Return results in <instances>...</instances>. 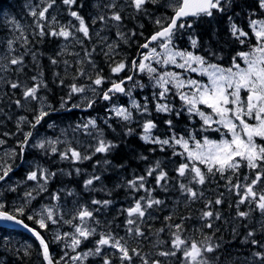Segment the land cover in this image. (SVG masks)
<instances>
[{
	"label": "trees",
	"instance_id": "16d2710c",
	"mask_svg": "<svg viewBox=\"0 0 264 264\" xmlns=\"http://www.w3.org/2000/svg\"><path fill=\"white\" fill-rule=\"evenodd\" d=\"M44 3L45 0H0V37H9L7 42L14 40L11 49L7 42V45L0 46V147L4 144L12 146L13 163H16L11 164L15 168L13 185L7 186L0 181V201H3L5 210L11 212L24 204L30 208L25 194L31 192V198L36 197V200L30 199L32 206L59 201L62 205L60 215L75 223L78 221L76 214L83 205L94 214L87 223L95 228L96 234L82 242L81 250H94L100 234H111L117 239L122 238L130 250L135 249L140 254H132V260L124 264H143L145 260L149 264H182V253L167 257L160 255L173 250L171 239L177 224H182L183 238L195 240L201 246L211 243L215 247L213 252L205 253L208 264H260L254 253L264 251L261 247L264 246V214L250 204L239 205L238 208V196L228 181L221 179L233 177L231 180H234L246 173L252 176V171L241 167L237 173L226 172L221 176L220 173H208L205 166L197 164L205 174L204 184L196 183L191 172L181 177L177 171L181 164L191 166L192 161L181 152L180 146L172 140L173 136L219 138L223 132H216L215 126L204 130L202 119L189 114L180 100L175 101L176 106L171 112H158L156 99L149 87L151 81L153 86L156 83L146 71L136 70L133 81L125 83L132 93L131 99L126 94L116 95L119 103L130 106L133 112L131 121L125 122L116 117L111 111V102L100 98V93L106 91L112 81L132 74L131 61H139L142 57L139 56L140 46L159 30L155 21L162 19L166 22L173 15L174 9L169 6L171 0H156L141 11L132 7L129 0H77L71 7L64 5L62 0H56L49 9L47 20L43 21L46 32L70 23L78 27V21L70 16V11H77L89 27V37L74 32L67 39L39 36L35 27L36 18L30 15L29 6L38 7ZM109 5H115L114 10L122 16L121 21L111 19L113 9ZM101 15L106 17L104 21L99 20ZM250 18L264 19L256 0H230L225 12L214 11L210 17L202 15L184 20L183 23L191 27L179 29L173 42L178 49L194 50L209 62L227 69L233 65L234 58L235 62H240L238 53L248 52L250 44H254L249 28ZM13 19L23 26L27 43L18 38L20 33L11 23ZM232 23L249 33L248 37L242 38L244 43L231 34ZM193 39L197 41L195 46L191 43ZM13 57L22 58V63L9 65L7 59ZM121 61L128 67L121 73H112L111 67ZM163 71L164 67L160 64L157 74ZM97 75L105 80L100 86L91 84ZM33 77L36 79L33 80ZM12 83H18L19 87L12 88ZM73 84L84 87L85 92L71 94L69 99ZM34 85H39L38 98H26L23 95L25 89ZM91 87L96 88V93L91 91ZM134 98L141 105L147 103L149 111L144 113L133 109L131 100ZM42 99L51 106L49 115L33 128L34 117L43 107ZM89 100H95L92 107L87 106ZM149 119L156 124L151 135L161 140L169 139V145L141 139L142 124ZM89 120H95V126L88 124ZM169 120L171 127L166 123ZM84 125H88L87 128ZM129 128L133 129L131 134H128ZM29 131L33 135L51 134L55 143L41 149L30 143L31 137L21 154L20 142ZM99 139L111 142L115 147L105 153H96L94 149ZM261 141L264 142V139ZM52 147H56L57 152L53 153ZM69 147L79 151L82 157L91 159L77 161L70 157L62 158ZM22 160L23 163L19 164ZM5 162L6 159H0V169ZM149 169H156L153 176L147 175ZM32 171H37V180L27 179ZM160 171L166 172L167 178L158 185L156 177ZM93 175L100 179L86 187L85 181ZM139 176L145 177L144 189L130 190L127 182ZM181 183L196 191L197 197L190 198L180 188ZM16 184L18 186L14 187ZM261 191H264V184L258 186V193ZM55 196L59 198L54 199ZM141 197L163 203L147 209L144 217L136 218L137 226L143 233L136 236L127 231L126 220L129 217L126 210ZM217 199L222 202L215 204ZM16 200L17 203H13ZM93 201L110 203L93 204ZM250 208L253 210L248 217L237 215L238 211L247 212ZM205 211H212L213 217L202 218ZM215 214L219 215L218 219ZM27 215L32 214L27 213L20 218L41 232L49 243L52 257L60 260L64 252L60 241L53 239L57 233L54 226L49 224L47 230L39 229L33 220L27 219ZM209 223L211 228L207 227ZM61 225L72 228L63 222ZM249 231L254 233L253 238L260 246L245 242ZM102 251V256L88 255L81 264H103L105 258L110 259L112 264H121L116 249L104 246ZM0 264H45V261L33 237L20 230L0 226Z\"/></svg>",
	"mask_w": 264,
	"mask_h": 264
},
{
	"label": "snow or ice",
	"instance_id": "6c2138e0",
	"mask_svg": "<svg viewBox=\"0 0 264 264\" xmlns=\"http://www.w3.org/2000/svg\"><path fill=\"white\" fill-rule=\"evenodd\" d=\"M130 5L137 11L144 10L146 5L149 3H156V0H129ZM56 3V0H45L42 6L30 8V15L36 18L35 27L38 30L39 36L45 35L60 36L63 38H69L74 35V32L81 33L84 37H89V27L86 24L85 19L80 16L77 11H70V16L78 21V27L71 25L61 26L59 29L52 28L50 31H45L43 21L47 20V14ZM64 5L71 7L77 3V0H62ZM230 0H171L170 7L174 9L173 15L168 17L166 22L162 19H157L155 23L159 26L150 39L140 47L144 49H150L147 54H143L142 58L131 61V66L134 70L139 72H147L152 75L155 83L159 85L161 91L158 96L154 94L157 99L155 105L158 112H169L171 109L166 103H161L159 100L166 97L171 91L169 85H174L177 90L188 87L191 89L190 92L185 93L180 91V99L186 105V110L189 114L198 115L203 121L204 130L216 126L214 130L216 132H223V136L219 140L209 139L204 136L202 140H194L193 136H189L188 139L181 137H172L175 144L181 146L184 150V154L188 160L192 161L191 166L188 163L181 164L178 168V173L181 177H184L186 173L191 172L193 174V180L196 183L204 184L205 174L202 172L201 167L203 165L207 168V172L214 174L220 173L223 176L226 172L237 173L241 167H247L252 171V178L243 177L244 183H241L238 179L235 184L229 179L231 189L238 196V204H250L254 205L255 209H258L264 214V191L257 192L256 189L261 184H264V145L256 143V138L264 139V19H249V28L251 29L252 35L256 39V44L251 48L249 52L238 53V56L242 58L246 64V67H241L240 64L233 60V66L230 68H221L216 64H211L206 61L203 56L196 55L192 51H179L173 48V37L179 29L185 27H191L181 21H184L188 17H199V16H212L214 11L225 12ZM257 7L264 13V0H256ZM113 9L111 19L115 21H121L122 16L119 12L115 11V5H109ZM55 19V18H53ZM105 16H99L100 21H104ZM231 20V17H229ZM95 23V21H93ZM13 26L20 33L19 39H22L27 43V38L23 35V26L13 19L11 21ZM231 34L240 39V43H244V39L249 36V33L239 28L235 23L231 24ZM134 35V33H133ZM155 42L157 47H151V44ZM8 47L11 49L14 40H8ZM192 45L195 46L197 41L193 39ZM87 54V53H86ZM183 61L178 63V59ZM154 61L156 64L164 65H176L180 69H186L191 72H201L208 76V83H200L196 80H185L182 74L177 72H165L157 74V68L151 63ZM9 65H18L22 63V58H10L7 59ZM55 63V61H53ZM128 65L121 61L111 67L110 71L114 74L121 73ZM83 74V73H81ZM36 78L33 77V80ZM126 81H133V76L129 75L124 79L112 81L111 86L100 93V98L104 101H112L113 94L121 93L131 97V91L125 88ZM105 82L104 77L97 75V77L91 81L92 85L100 86ZM135 86V85H134ZM142 87V85H140ZM12 88L19 87L18 83H12ZM39 85L27 87L23 95L28 98L37 99V88ZM246 92V98H242L241 91ZM91 91L96 93V88L91 87ZM85 92L84 87H78L73 84L71 86V94ZM19 103V101H17ZM95 100L87 101V106L92 107ZM132 108L137 111H143L147 113L149 111L147 103L141 105L135 99L131 100ZM201 105L205 106L210 112L206 113L201 109ZM79 105H74L78 107ZM111 111L118 118L128 122L133 118V112L126 106H113ZM49 115V111L43 107L34 117L32 127L35 128L41 121ZM179 115V113H177ZM255 121V123H249V121ZM171 127L172 122L166 121ZM88 124L95 126V120H89ZM88 125H84L87 128ZM156 128V124L151 120H146L142 124L143 135L141 139L146 142L153 144L169 145V139H163L153 137L151 135L152 130ZM133 129H128V134H131ZM33 136L31 131L27 132L24 136V140L20 142L21 154H23L24 148L29 144V138ZM194 140V146H190V141ZM53 141L41 140L36 145L37 147L44 149L46 144H53ZM115 145L111 142H106L104 139H99L97 146L94 151L96 153L108 152ZM53 153L57 152L56 147H52ZM175 154V153H174ZM72 158L74 160L91 159V157L81 156V153L74 148L69 147L63 154L62 158ZM11 166L5 165L0 169V181H4L11 171ZM79 171V170H77ZM156 169H149L147 172L148 176H153ZM46 178V176H45ZM167 178V173L160 171L156 177L157 184L159 185L162 180ZM27 179L37 180V171H32L28 174ZM99 176L93 175L90 179L85 181V186H91L94 181H98ZM145 177L139 176L134 180L127 182L130 190L139 191L144 189ZM180 188L189 194L190 198L195 199L198 195L192 188L187 187L181 183ZM27 198L32 197V193L28 192L25 194ZM55 196L54 199H58ZM222 201L217 199L214 201L215 204H220ZM103 203L107 205L110 201H93V204ZM163 201L152 200L151 198L141 197L135 200L134 205L126 210L128 219L126 220L127 231L136 236H142L143 233L140 231L136 223L137 217H144L146 210L154 207L155 205L162 204ZM209 203H212L211 201ZM250 211H238L239 217H248ZM30 209L27 208L26 204L13 208L11 212L5 210V205L0 203V221H9L21 225L25 229L32 232L40 247V254L45 261V264H67L68 260H71L73 264L78 261H82L88 255H103L102 249L104 246H110L116 249L120 255L121 264L126 261L132 260V254L139 256L135 249H129L123 239H117L111 234H100V238L96 241L94 250L89 252L79 253L70 256L68 252H65L64 256L60 260L54 259L49 251V243L41 235L40 231L34 228H29L20 217L26 215ZM93 212L82 208L76 214L75 219H78L79 223H73L72 219L61 220V215L57 214L55 207L45 206L39 212L32 215H27L28 220H33L39 229L47 230L49 224L58 225L63 222L73 227L72 233H64L61 235L59 232L54 236L55 241H61L67 238L71 241L66 247H70L73 252L80 247L83 241L96 234L95 228L89 227L87 221L93 217ZM212 211H205L202 218L213 217ZM216 218H219L218 214H215ZM166 219H171L167 217ZM207 227L211 228L212 225L209 223ZM176 231L172 233L171 245L172 251L161 252L162 256H176L177 253L183 254L182 264H208L204 258L205 253L213 252L215 247L211 243H207L201 246L195 240H188L183 238L181 233L183 231L182 224L174 225ZM254 233L249 231L245 237V242L251 243L254 246H260L259 242L253 238ZM207 239V238H206ZM264 247V246H261ZM254 256L259 258L260 264H264V251L254 253ZM103 264H112V261L108 258L104 259ZM143 264H149L147 260L143 261Z\"/></svg>",
	"mask_w": 264,
	"mask_h": 264
},
{
	"label": "rangeland",
	"instance_id": "374dc122",
	"mask_svg": "<svg viewBox=\"0 0 264 264\" xmlns=\"http://www.w3.org/2000/svg\"><path fill=\"white\" fill-rule=\"evenodd\" d=\"M254 39H253V41H254V44L253 45H251L250 44V50H251V48L256 44V39H255V37L254 36H252ZM7 38H9V37H7V36H1L0 37V46H2V45H7ZM252 40L250 41V43H252L253 42ZM248 44H249V42H248ZM173 48H174V50H179V51H182V50H180V49H178L176 46H175V44H174V42H173ZM153 47H157L158 48V46H156V45H154ZM150 50V49H149ZM149 50H147V51H144V54H147V52L149 51ZM249 50V51H250ZM158 51H160V49L158 48ZM248 51V52H249ZM195 53V52H194ZM196 54V53H195ZM197 55V54H196ZM142 58V57H141ZM140 58V59H141ZM178 59V63H182L183 61H181V60H179V58H177ZM151 63H152V65L154 66V67H156V68H158V66L160 65V64H156L154 61H151ZM209 63V62H208ZM236 63H238V64H240V66L243 68V67H246V64H245V62H244V60L241 58V60H240V62H236ZM212 64V63H211ZM6 65H7V63H6ZM161 65L164 67V71H163V73H165V72H177V73H180V74H182V77L185 79V80H189V79H191V80H196V81H199L200 83H208V76L206 75V74H202L201 72H191V71H188V70H186V69H180L178 66H176V65H172V64H169V65H164V64H162L161 63ZM233 66V65H232ZM231 66V67H232ZM222 68V67H221ZM230 68V67H229ZM6 69V67H4V70ZM162 74V73H161ZM156 86H157V84H156ZM149 87L151 88V92L153 93V91H154V86L152 85V81H151V83H150V85H149ZM158 87H159V85H158ZM169 87H170V89H171V91L170 92H172V98L174 99V98H176V97H178L179 96V93H180V91H183V92H185V93H188V92H190L191 91V89H189L188 87H185L184 89H180V90H177L175 87H174V85H169ZM88 90V89H87ZM160 91H161V89H160ZM245 94V95H244ZM240 95H241V97L242 98H246V92H244L243 90L241 91V93H240ZM132 98V95H131V97H129L128 96V99H131ZM42 101V106H43V108L45 109V110H48V109H50V105H49V103H48V101H46V100H44V99H42L41 100ZM160 102H164V101H160ZM126 106V107H128L129 108V110H130V107L128 106V105H124V104H120V103H118V102H115V103H112L111 104V108L113 107V106ZM201 106H203V105H201ZM42 108V107H41ZM40 108V109H41ZM203 111H205L206 113H208L210 110L209 109H206V108H201ZM21 116H23V115H21ZM23 120H24V118H23ZM29 120H31V119H29ZM249 123H255V121H252V120H250L249 121ZM215 126V125H214ZM216 127V126H215ZM223 136V135H222ZM222 136L221 137H219V138H212V137H209V136H207L209 139H212V140H219V139H221L222 138ZM32 140H31V144L34 146V147H37L36 145L38 144V142L39 141H41V140H44V141H53L54 142V136L53 135H51V134H47L46 132H43V133H37V134H34L33 136H32ZM186 139V138H185ZM256 143L257 144H260V145H264V142L263 141H261V138H256ZM50 145H52V144H46V146H50ZM190 146H194V140H192V141H190ZM13 151H14V149H13V147L12 146H6L5 144L4 145H2V147H0V154H1V156H0V159L1 160H3V159H6V162L4 163L5 165H7V164H9L8 166H11V164H13L12 162H11V159H13L12 158V153H13ZM12 168V170H13V172L15 171V168L14 167H11ZM12 172V173H13ZM12 173H10L9 175H11ZM8 175V176H9ZM240 179H243V177H240ZM6 181V179L4 180V181H2V183H4ZM15 181H7V182H5V185H13V183H14ZM17 185V184H16ZM15 185V186H16ZM14 186V187H15ZM0 203H3V201H0ZM13 203H17V200L15 201V202H13ZM56 203L58 204V209L56 208L57 206H54V205H43V206H41L40 204L39 205H37V207H40L41 206V208H39V209H36V211L37 212H39L42 208H44L45 206H51V207H55L56 208V210H57V213H58V215H60V212H61V207H60V204H59V202L58 201H56ZM4 204V203H3ZM28 204V203H27ZM61 220L62 221H64V220H66V218H65V216H63V215H61ZM75 223H79V221H77V222H75ZM61 224V223H60ZM87 225H88V223H87ZM62 227H60L59 228V230H58V232L61 234V235H63L64 233H72L73 231H74V229H73V227L71 228V229H67L65 226H63V225H61ZM60 243H61V247H62V249H63V252H68V254L70 255V256H73V255H76V253L77 252H79V253H85L86 251H84V250H81V248L79 247L77 250H76V252H73L72 251V249L70 248V247H66V245L67 244H70L71 243V241L70 240H68L67 238H65L64 240H61L60 241ZM64 254V253H63ZM84 260V259H83ZM82 260V261H83ZM82 261H78V262H76V264H79V263H81ZM70 262H72L71 260H70ZM157 264V263H156Z\"/></svg>",
	"mask_w": 264,
	"mask_h": 264
},
{
	"label": "bare ground",
	"instance_id": "6f19581e",
	"mask_svg": "<svg viewBox=\"0 0 264 264\" xmlns=\"http://www.w3.org/2000/svg\"><path fill=\"white\" fill-rule=\"evenodd\" d=\"M12 163H13V159H12V161H11ZM23 163V160L19 163V164H22ZM13 164H16V163H13ZM15 175H14V172L11 174V175H9V176H7L6 177V181L5 182H7V181H14V179H15V177H14ZM18 186V184L15 186V187H17ZM13 189V188H12ZM36 197H34V198H30V199H35ZM30 199L28 198V206H30V208L29 207H27V208H29L31 211H29L28 212V214L29 213H31V214H34V213H37V211H36V209H39V208H41V206L40 207H37V206H32V202L33 201H30ZM38 199V198H37ZM36 200V199H35ZM59 202V201H58ZM59 204H60V202H59ZM39 205V204H38ZM45 205H54V206H57L56 208L58 209V204L56 203V201H52V203H48V204H45ZM43 206V205H42ZM60 207H62V205L60 204ZM82 208H86L85 206H80V209H82ZM58 214V213H57ZM64 216V215H63ZM20 219H22V218H20ZM62 219V218H61ZM24 223L25 224H27L25 221H24ZM28 225V224H27ZM0 226H2V227H6V228H10V229H16V230H20V231H22V232H25V231H23L22 229H20V228H16V227H12V226H10L9 224H7V223H5V222H2V221H0ZM29 226V225H28ZM54 226V231H56V232H58V230H59V228L60 227H62L61 226V224L59 223L58 225H53ZM30 228H33V227H31V226H29ZM35 229V228H34ZM37 230V229H36ZM38 231V230H37ZM25 233H27V232H25ZM28 235H30L29 233H27ZM42 235V234H41ZM31 236V235H30ZM31 237H33V236H31ZM34 238V237H33ZM35 239V238H34ZM36 240V239H35Z\"/></svg>",
	"mask_w": 264,
	"mask_h": 264
},
{
	"label": "water",
	"instance_id": "95a60500",
	"mask_svg": "<svg viewBox=\"0 0 264 264\" xmlns=\"http://www.w3.org/2000/svg\"><path fill=\"white\" fill-rule=\"evenodd\" d=\"M188 18H190V17H188ZM2 222H5V223L9 224V225L12 226V227L20 228V229H22L23 231L29 233L31 236L34 237V235L32 234L31 231L25 229L24 227H22V226L19 225V224H16V223H13V222H9V221H2ZM29 228H30V227H29ZM34 238H35V237H34ZM35 239H36V238H35ZM50 254H51V253H50Z\"/></svg>",
	"mask_w": 264,
	"mask_h": 264
}]
</instances>
